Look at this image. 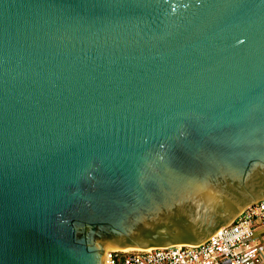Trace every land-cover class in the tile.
<instances>
[{
	"label": "water",
	"instance_id": "1",
	"mask_svg": "<svg viewBox=\"0 0 264 264\" xmlns=\"http://www.w3.org/2000/svg\"><path fill=\"white\" fill-rule=\"evenodd\" d=\"M264 199V0H0V264L199 244Z\"/></svg>",
	"mask_w": 264,
	"mask_h": 264
},
{
	"label": "built area",
	"instance_id": "2",
	"mask_svg": "<svg viewBox=\"0 0 264 264\" xmlns=\"http://www.w3.org/2000/svg\"><path fill=\"white\" fill-rule=\"evenodd\" d=\"M104 264H264V199L199 244L111 249Z\"/></svg>",
	"mask_w": 264,
	"mask_h": 264
},
{
	"label": "bare ground",
	"instance_id": "3",
	"mask_svg": "<svg viewBox=\"0 0 264 264\" xmlns=\"http://www.w3.org/2000/svg\"><path fill=\"white\" fill-rule=\"evenodd\" d=\"M115 249H120V248H115ZM127 249H129V248H127Z\"/></svg>",
	"mask_w": 264,
	"mask_h": 264
}]
</instances>
